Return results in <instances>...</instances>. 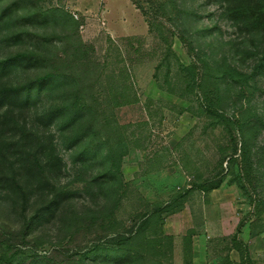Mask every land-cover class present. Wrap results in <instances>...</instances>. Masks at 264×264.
Segmentation results:
<instances>
[{
    "label": "rangeland",
    "instance_id": "374dc122",
    "mask_svg": "<svg viewBox=\"0 0 264 264\" xmlns=\"http://www.w3.org/2000/svg\"><path fill=\"white\" fill-rule=\"evenodd\" d=\"M241 1L264 10L0 2H17L0 23V61L45 58L0 89L62 77L28 110L0 112V264H204V252L208 264H264V29L230 19ZM39 12L24 29L16 20ZM23 30L32 41L12 38ZM34 158L49 166L40 183L23 176ZM6 175L20 178L18 195Z\"/></svg>",
    "mask_w": 264,
    "mask_h": 264
},
{
    "label": "trees",
    "instance_id": "16d2710c",
    "mask_svg": "<svg viewBox=\"0 0 264 264\" xmlns=\"http://www.w3.org/2000/svg\"><path fill=\"white\" fill-rule=\"evenodd\" d=\"M2 0H0L1 2ZM17 2L6 5V7L0 9V23H7L5 20L10 19L13 12L16 10ZM46 13H38L31 16H20L16 20L20 24L22 29L27 26L35 25L39 21V18L45 17ZM233 22L241 23L245 20H250L255 25L256 29H264V10L261 9L258 4H249L246 1H241L238 8L232 11V15H229ZM23 34L14 35V40L32 41L33 37L27 30L22 31ZM25 38V39H24ZM45 58L37 53L26 52L12 56L8 59L0 61V82L7 79L14 71L19 69H38L44 66ZM62 77L49 73L46 74L34 82H31L23 87L14 89H0V112L5 109H13L17 111H26L33 105L32 94L34 92H41L45 90H51L57 86H60ZM48 125V123H45ZM233 152V151H231ZM88 152L85 150L84 154ZM235 154L229 157L233 159ZM85 158V157H84ZM85 160H88L87 157ZM58 162H61L57 158ZM222 163V160H221ZM48 164L43 161L34 158L33 160H26L23 166V176L34 182L40 183L43 181L45 172L48 169ZM3 184L14 195H18L21 180L19 177L4 176L2 179ZM222 180L214 181L210 187V190L218 189L222 185ZM69 193L63 192L62 196H68ZM56 200L51 201L49 209L55 205ZM37 264V263H35Z\"/></svg>",
    "mask_w": 264,
    "mask_h": 264
},
{
    "label": "crops",
    "instance_id": "0c3cea01",
    "mask_svg": "<svg viewBox=\"0 0 264 264\" xmlns=\"http://www.w3.org/2000/svg\"><path fill=\"white\" fill-rule=\"evenodd\" d=\"M207 231H209V235L208 236H210V235H212V229L210 228V227H208V229H207ZM212 232V233H211ZM206 251V250H205ZM204 255H205V257H204V260H205V262H204V264H208L207 263V260H206V252H204ZM194 258L196 259V254L194 255ZM194 264H196L195 263V261H194ZM201 264V263H200Z\"/></svg>",
    "mask_w": 264,
    "mask_h": 264
}]
</instances>
